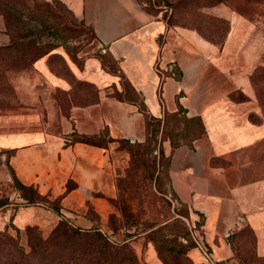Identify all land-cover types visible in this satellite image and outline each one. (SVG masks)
I'll use <instances>...</instances> for the list:
<instances>
[{"label":"crops","instance_id":"obj_1","mask_svg":"<svg viewBox=\"0 0 264 264\" xmlns=\"http://www.w3.org/2000/svg\"><path fill=\"white\" fill-rule=\"evenodd\" d=\"M56 1L95 22L101 41L145 108L132 96L115 94L123 90L118 73L104 69L99 60L80 66L57 47L49 55L62 53L78 78L97 86L98 100L72 105L67 114L54 106L43 120L35 112L0 111V149H15L11 163L17 176L42 194L61 196L62 213L52 220L72 215L77 224L92 226L85 214L89 201L101 215L111 212L108 197L117 195L118 165L129 156L120 140L146 141L147 117L161 118L157 152L162 147L169 158V188L188 208L189 226L200 228L224 264L238 261L230 240L235 233L234 240L244 238L245 228L254 235L256 253L264 256V121L250 116L258 109L251 76L264 53L258 12L264 1L219 3L221 15L229 20L222 45L196 28L168 24L138 0ZM49 55L35 67L52 85L69 89L50 68ZM167 114L177 116L178 123H166ZM196 118L204 127L200 135L174 137L177 144L170 135L162 137L165 126L177 132L184 126L186 131ZM103 133L110 138L107 143L74 140L77 134ZM68 183L73 184L69 190ZM29 209L16 214L20 227L29 222ZM142 249L140 244V254ZM145 249L149 264H164L151 241ZM189 253L204 263L196 246Z\"/></svg>","mask_w":264,"mask_h":264},{"label":"rangeland","instance_id":"obj_2","mask_svg":"<svg viewBox=\"0 0 264 264\" xmlns=\"http://www.w3.org/2000/svg\"><path fill=\"white\" fill-rule=\"evenodd\" d=\"M138 1L148 12L160 16L168 24L199 27L219 44L223 42L229 27V22L221 15L218 7L221 0ZM262 3L258 12L261 13L260 19L264 26V2ZM57 47L65 50L80 66L89 59L94 62L99 60L104 69L121 76L124 95L134 94L127 78L120 71L117 60L101 41L95 22L75 16L66 5L56 0H0V111L35 112L39 113L43 120L48 117L54 106L67 114L72 105L87 104L95 99L96 87L85 79L78 78L62 53L49 55L51 50ZM47 54L50 68L70 84L69 89L52 85L35 67V62ZM259 65H264V53ZM253 87L258 109L252 112V117L256 121H264V106L257 96L254 84ZM193 128L192 125V131ZM119 145L126 147L124 141ZM14 152L15 149H0V197L9 198L8 205L0 208V230L7 231L17 238L27 250L30 249L29 240L48 238L62 218L83 229L98 231L108 240L111 235L115 238V241L111 240L114 243L129 244L136 251L140 264H149L145 258L146 244L151 241L155 247L153 236H162L161 232L153 234V229L169 220H180V227L176 221L174 229L165 228L164 232L162 230L163 235L167 239L177 238L175 229L181 231L183 226H187L190 233L189 210L177 202L169 188V164L161 166L158 176L155 171L151 178L153 167L148 166L149 159L141 149L137 154H131L127 150V160L118 165L117 195L112 202L108 197L113 206L111 212L103 216L95 211L90 201L87 202L88 209L85 214L94 222L90 227L77 224L72 215L62 216L58 221L52 220L57 213L52 206L58 200L54 201L55 197L49 194H45L47 196L43 200L44 203H28L22 195L24 189L17 186L13 178L15 169L13 170L11 159ZM26 207H32V210H27L29 222L20 227L15 223V217ZM187 238L184 231H181L177 239L186 242ZM240 240H248L250 243L254 240L252 232L246 229L244 238ZM140 244L143 245L141 254L137 250ZM192 248L188 250L187 255L194 260L189 253ZM235 249L238 261L230 264H264L260 263L261 260L255 251L250 253L249 247V262H242L239 258L243 249ZM163 252L165 255L169 254L165 248ZM12 253L11 256L14 255Z\"/></svg>","mask_w":264,"mask_h":264},{"label":"trees","instance_id":"obj_3","mask_svg":"<svg viewBox=\"0 0 264 264\" xmlns=\"http://www.w3.org/2000/svg\"><path fill=\"white\" fill-rule=\"evenodd\" d=\"M222 1V0H221ZM227 19V18H226ZM229 22V20L227 19ZM176 24V23H175ZM174 25V24H172ZM182 26H189L199 30L205 37L209 40L216 43L214 40L210 39L205 33H203L199 27L192 25L176 24ZM229 27L227 29V32ZM226 32V35H227ZM225 35V37H226ZM225 40V38H224ZM223 40V42H224ZM223 42L219 45H222ZM58 53H53V55ZM52 55V54H51ZM252 82L255 86L257 96L264 106V65H257L254 69L252 76ZM85 81V80H81ZM86 82L93 84L96 87V97L93 101H90L87 104H91L98 100V88L91 82L86 80ZM130 84V83H129ZM131 87V84H130ZM131 90H133L131 88ZM115 94L119 98H124L123 90H116ZM129 95V94H128ZM133 99L140 104L141 109L145 108V104L140 100V96L137 93L132 95ZM87 104H78V105H87ZM251 118L252 113L250 114ZM256 121L255 119H253ZM161 118L147 117V130L148 136L144 142H130L126 139H121V142L126 143V147L123 149L128 150L131 154L141 149L149 159L148 166L153 167V172L151 178L157 172V176L161 171V166L169 164V158L164 155L162 147H159V154L157 147L159 145V132L161 128ZM174 121L175 124L178 123V118L174 114H167L166 123ZM192 125L194 126L192 131ZM186 131L182 130L181 132L173 131L170 127L163 128L162 137L170 135L173 139V144H177L178 141L174 137H186L189 135L198 136L203 130V123L200 118H196L195 121L192 120L191 124L186 126ZM110 138L106 135L101 134L99 136L88 135V134H77L74 136L75 141H84L93 144H102L107 143ZM10 157V156H9ZM152 157V158H151ZM166 161V162H165ZM165 168V167H164ZM14 170V168H13ZM13 178L17 186L24 189L23 196L27 199L28 203H44L45 194H42L38 187L35 184L24 183L16 174L15 170L13 172ZM118 180V179H117ZM72 186H67V190L71 189ZM110 201L114 200V197H109ZM58 200L56 204L52 206L57 213H62V204L61 196L54 198V201ZM9 203V198L7 196L0 197V208L7 206ZM175 219V218H174ZM170 221V220H169ZM167 221L161 226L153 229V234H158L161 232V235L153 236V241L160 258L165 262V264H205L203 262H195L191 257L187 255L188 250L195 246V241L193 239L191 230L190 233L187 226H183L181 231H184L185 235L188 236L186 242H181L178 240V235L181 234L180 229H175L177 232L175 235L177 238L167 239L162 233L165 228L174 229V224L178 220H172L171 222ZM29 228H32L29 226ZM248 228H245V231ZM249 230V229H248ZM19 233V231H18ZM245 233V232H244ZM166 234V233H165ZM237 233L233 234L231 237V243L235 248L241 247L243 249L242 256L240 260L242 262H249L247 260L248 247L250 248V253L255 251V254L260 258L261 262H264V256H260L256 253L255 248V238L254 240L248 243V240H234V237ZM245 236V235H244ZM19 238V237H18ZM17 239V238H16ZM15 237L11 236L7 231L0 230V264H140V260L136 254V251L127 243H114L111 240H108L103 234L98 231H92L89 229H83L79 226L72 225L65 218H62L57 226L53 229L51 235L48 238L41 237L40 240H29L30 249L27 250L23 245L20 244L19 240H16ZM70 239V240H69ZM162 239V240H161ZM169 251L168 255H165L163 249ZM237 252V249H235ZM14 254L13 256H11ZM237 254V253H236ZM181 255H186L181 257ZM238 257V255H237ZM220 264H224L220 262Z\"/></svg>","mask_w":264,"mask_h":264},{"label":"built area","instance_id":"obj_4","mask_svg":"<svg viewBox=\"0 0 264 264\" xmlns=\"http://www.w3.org/2000/svg\"><path fill=\"white\" fill-rule=\"evenodd\" d=\"M193 239L195 241V246L200 250L203 261L205 264H220V261L216 258L214 250L207 243L205 238L200 232V228L194 225L190 227ZM110 240L115 241V238L111 235L109 236Z\"/></svg>","mask_w":264,"mask_h":264}]
</instances>
